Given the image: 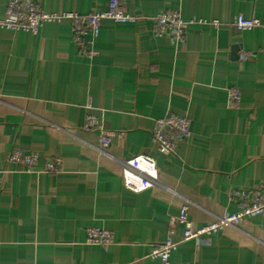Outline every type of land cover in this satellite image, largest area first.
<instances>
[{
	"label": "crops",
	"instance_id": "1",
	"mask_svg": "<svg viewBox=\"0 0 264 264\" xmlns=\"http://www.w3.org/2000/svg\"><path fill=\"white\" fill-rule=\"evenodd\" d=\"M35 1L58 16L109 3ZM121 1L135 21L102 20L83 36L87 55L67 18L36 35L0 28V264H160L149 252L182 207L201 227L237 210L235 192L264 191V0ZM174 11L205 24L181 39L155 35V18ZM237 16L261 25L239 32ZM168 113L187 118L189 135L163 155L152 128ZM87 115L110 137L104 151L82 128ZM12 150L36 154L38 164L24 171L8 162ZM139 154L155 160L158 180L133 193L121 163ZM54 159L58 170L45 172ZM87 228L109 231L112 242L86 243ZM182 233L177 225L170 264H264V212L200 242H180Z\"/></svg>",
	"mask_w": 264,
	"mask_h": 264
},
{
	"label": "built area",
	"instance_id": "2",
	"mask_svg": "<svg viewBox=\"0 0 264 264\" xmlns=\"http://www.w3.org/2000/svg\"><path fill=\"white\" fill-rule=\"evenodd\" d=\"M62 18L70 20L74 41L80 54L83 55L90 53V43L83 40L84 34L94 31L102 20L109 19L120 23L135 21V17L124 12L121 0H109L108 9L105 11H93L86 15L66 14L65 16L45 12L35 0H8L4 13L0 15V28L36 35L44 23ZM192 24L201 25L205 22H184L175 11L162 12L154 20L153 32L157 36L181 39L187 27ZM212 24L216 26L217 22H212ZM260 25L261 22L257 18L237 16L233 20V26L239 32L251 30ZM246 56V53H240L238 58L243 60ZM239 101L240 92L237 89L230 90L228 104L235 107ZM82 128L85 132L98 134L97 148L100 151H104L110 145V137L106 133L103 123L95 116L87 115ZM188 135L189 122L187 118L171 113L156 119L152 128V140L157 146V151L163 155L174 154L178 143ZM8 162L20 165L24 171L30 172L38 164V156L31 152L12 150L8 156ZM59 166V159L46 160L43 170L47 173H55ZM121 171L124 188L133 193H140L152 188L158 180L156 162L151 156L145 154L124 160L121 163ZM233 200L237 203V210L234 213L216 217L201 227L193 226L187 218V208L182 207L177 216L170 217L166 239L152 246L149 257L159 260L160 264H170V256L179 244L172 239L177 225L183 226L180 242L192 240L200 242L204 237L215 235L224 228L237 226L245 219L264 212V191L262 189L235 192ZM85 236L86 243L99 246H107L113 238L109 231L100 228H87Z\"/></svg>",
	"mask_w": 264,
	"mask_h": 264
}]
</instances>
